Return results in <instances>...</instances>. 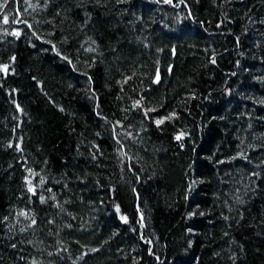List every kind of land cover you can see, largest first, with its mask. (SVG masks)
I'll return each mask as SVG.
<instances>
[{"label":"trees","instance_id":"1","mask_svg":"<svg viewBox=\"0 0 264 264\" xmlns=\"http://www.w3.org/2000/svg\"><path fill=\"white\" fill-rule=\"evenodd\" d=\"M0 4V264H264V0Z\"/></svg>","mask_w":264,"mask_h":264},{"label":"snow or ice","instance_id":"2","mask_svg":"<svg viewBox=\"0 0 264 264\" xmlns=\"http://www.w3.org/2000/svg\"><path fill=\"white\" fill-rule=\"evenodd\" d=\"M165 2L171 3V0H165ZM5 6H6L5 4H0V8L5 7ZM3 20H4V23H8V22H9L7 16H4V17H3ZM14 22H15V21H14ZM13 34H14V35H19L18 32L13 33ZM14 59H15V57H13V60H14ZM212 62L215 63L214 60H213ZM0 70L7 72V70H8V66H7V65L0 66ZM158 79H159V76H157V80H158ZM137 103H139V102H137ZM17 107H19V106H17ZM173 115H174V114H173ZM171 118H172V116H169V117H168V119H171ZM163 122H164L163 119H161V120H157V121H156V124L159 126V125L162 124ZM182 136H183V133H181L180 135L176 136V139H177V140H180ZM29 191H33V189H32V188H29ZM41 199L43 200V198H41ZM121 219H123V220L126 221L127 218H126V217H122ZM33 223H35V221H33Z\"/></svg>","mask_w":264,"mask_h":264}]
</instances>
